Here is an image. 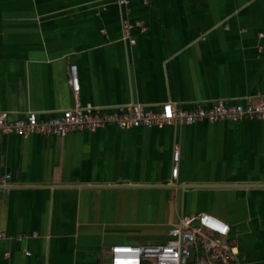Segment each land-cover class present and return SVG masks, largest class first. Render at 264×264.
I'll return each instance as SVG.
<instances>
[{
	"label": "crops",
	"instance_id": "obj_1",
	"mask_svg": "<svg viewBox=\"0 0 264 264\" xmlns=\"http://www.w3.org/2000/svg\"><path fill=\"white\" fill-rule=\"evenodd\" d=\"M129 1L0 0L8 121L36 112L44 122L78 104L158 112L264 96V0ZM8 176L0 264H103L112 246L168 243L181 217L204 212L230 225L223 240L240 264H264V119L2 134L0 185ZM190 264H213L203 240Z\"/></svg>",
	"mask_w": 264,
	"mask_h": 264
},
{
	"label": "built area",
	"instance_id": "obj_2",
	"mask_svg": "<svg viewBox=\"0 0 264 264\" xmlns=\"http://www.w3.org/2000/svg\"><path fill=\"white\" fill-rule=\"evenodd\" d=\"M147 2V0H143ZM121 6H128L129 0H118ZM142 27L141 22L136 23ZM132 25L125 24L124 30L129 35ZM146 31V28H142ZM68 83L75 95L80 92L77 66L70 68ZM116 113L100 109H84L80 104L75 110H65L62 114L40 122L36 112H29L26 118L8 121L0 112V135H21L24 137L35 134L68 137L76 131H102L112 127L123 131L136 129H163L166 126L195 125L201 122L215 124L219 122L238 123L243 119H264V96L246 103L227 104L220 102L213 107L196 106L182 109L173 103H165L160 111L146 109L141 104L123 106ZM180 151L175 154V162L179 163ZM179 166L173 170L175 176ZM11 176L2 181L0 187H7ZM231 227L224 220L207 212L184 216L170 231L172 238L168 243L156 246L115 245L110 248L109 260L103 264H190L194 247L200 240L207 246L213 264H240L233 240L225 243ZM4 235L0 233V238ZM36 236V234H34ZM19 238V240H22Z\"/></svg>",
	"mask_w": 264,
	"mask_h": 264
}]
</instances>
